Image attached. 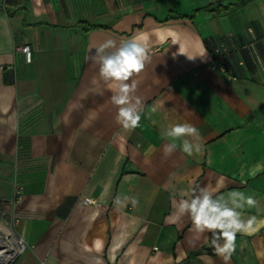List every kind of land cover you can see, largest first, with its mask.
<instances>
[{
  "label": "crops",
  "instance_id": "obj_1",
  "mask_svg": "<svg viewBox=\"0 0 264 264\" xmlns=\"http://www.w3.org/2000/svg\"><path fill=\"white\" fill-rule=\"evenodd\" d=\"M132 36L151 59L136 77L141 126L128 131L93 55ZM185 122L204 152L164 157L162 130ZM195 185L255 197V232L237 235L228 264H264V0L8 1L0 247L13 233L26 241L10 264H224L215 252L187 258L211 235L174 215V194Z\"/></svg>",
  "mask_w": 264,
  "mask_h": 264
},
{
  "label": "clouds",
  "instance_id": "obj_2",
  "mask_svg": "<svg viewBox=\"0 0 264 264\" xmlns=\"http://www.w3.org/2000/svg\"><path fill=\"white\" fill-rule=\"evenodd\" d=\"M147 38L132 36L121 40H107L101 44L93 55L99 64V78L112 92L111 103L116 106V122L125 130L132 131L141 126L143 104L135 95L139 79L136 77L144 70L151 59ZM98 58V60H97ZM158 109L152 107L155 113ZM162 136L168 141L163 145L164 157L171 156L179 150L191 157L204 152L203 138L199 130L190 123H174L162 130ZM220 188L195 185L179 193L180 198L172 201L177 219L189 217L197 234L211 233L209 241L215 254L228 264L236 252L237 235H253L255 216H245L248 208L255 207L254 196L241 191H231L227 195L217 194ZM130 201L138 204L135 196H120L116 203ZM92 203V201H89ZM199 238V235L197 236Z\"/></svg>",
  "mask_w": 264,
  "mask_h": 264
},
{
  "label": "built area",
  "instance_id": "obj_3",
  "mask_svg": "<svg viewBox=\"0 0 264 264\" xmlns=\"http://www.w3.org/2000/svg\"><path fill=\"white\" fill-rule=\"evenodd\" d=\"M8 1L9 0H0V13L1 12H4V13L7 12ZM19 49L21 50L22 53L23 52L25 53L26 59L29 60V58H30L29 47L27 45H23V47H20ZM14 191H15V193H14L15 199H19V197L22 193V190H20V187L16 185V186H14ZM89 201H92V203H93V200L88 198V197H84L82 199L83 203L84 202L89 203ZM11 233H13L12 230H11ZM13 236H14V249H13L11 256L8 259V261H12L18 253L22 252L26 248V241L22 236H19L16 233H13ZM8 261H7V263H8Z\"/></svg>",
  "mask_w": 264,
  "mask_h": 264
},
{
  "label": "bare ground",
  "instance_id": "obj_4",
  "mask_svg": "<svg viewBox=\"0 0 264 264\" xmlns=\"http://www.w3.org/2000/svg\"><path fill=\"white\" fill-rule=\"evenodd\" d=\"M6 240L10 241V242H8L7 244L2 245L0 247V264H6L7 263L8 259L11 256V253L14 249V237L8 236V239H6ZM0 242H2V241L0 240Z\"/></svg>",
  "mask_w": 264,
  "mask_h": 264
},
{
  "label": "trees",
  "instance_id": "obj_5",
  "mask_svg": "<svg viewBox=\"0 0 264 264\" xmlns=\"http://www.w3.org/2000/svg\"><path fill=\"white\" fill-rule=\"evenodd\" d=\"M211 239V235H209V238H208V242L210 241ZM214 250L213 248L210 246V243L207 245V246H203L201 248H199V250H196V251H193V252H190L187 256V258H191V257H195L196 255H199L200 253H206V254H213ZM184 264H188L187 263V260Z\"/></svg>",
  "mask_w": 264,
  "mask_h": 264
},
{
  "label": "water",
  "instance_id": "obj_6",
  "mask_svg": "<svg viewBox=\"0 0 264 264\" xmlns=\"http://www.w3.org/2000/svg\"><path fill=\"white\" fill-rule=\"evenodd\" d=\"M11 262L10 261H8V263H6V264H10Z\"/></svg>",
  "mask_w": 264,
  "mask_h": 264
}]
</instances>
